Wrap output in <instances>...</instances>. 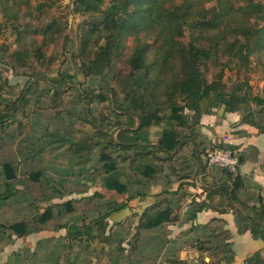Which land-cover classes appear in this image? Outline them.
Listing matches in <instances>:
<instances>
[{"label": "trees", "instance_id": "trees-1", "mask_svg": "<svg viewBox=\"0 0 264 264\" xmlns=\"http://www.w3.org/2000/svg\"><path fill=\"white\" fill-rule=\"evenodd\" d=\"M61 1L0 0L3 21L12 27L20 44V48L3 61L11 57V68L15 70L19 66L28 77L19 100L2 106L0 99V125L14 117L21 110L19 103L26 105L28 94L38 87H42L37 96L40 102L47 93H52L50 109L65 104V97L72 98L76 104L90 96L109 100L111 111L117 116L116 135L99 129L95 137L72 140L70 136L67 150L87 160L102 162L107 173L103 185L119 193L129 190L128 184L116 173L119 158L134 166L137 174L159 173L164 162L196 141L201 116L217 108L225 106L226 112H241L244 122L256 124L264 132V125L256 120L259 115L264 121V90L261 94L253 93L249 81H242L231 90L225 80L226 70H237V75H248L250 71L264 74V0H243L245 4L239 5V0H77L76 11L88 16L76 55L81 58L79 69L85 77L114 72L112 80L117 84L110 92L96 94L91 89H83L69 71L51 74L50 66L56 59L47 54L45 47L53 35L59 36L63 30L61 19L45 22L44 16ZM187 29L195 36L185 43L180 38ZM126 50L130 53L126 54ZM221 56L228 59L216 77L208 80L204 71H208L211 64L217 65ZM120 59L130 70L126 75L118 69ZM141 70L145 84L131 85V79ZM119 92L125 93L123 100ZM25 125L19 124L21 131ZM156 128L161 131L158 135L154 134ZM66 132L71 134L65 128L60 132L62 138ZM217 145L231 148L224 143ZM222 170L231 176L236 173ZM232 178V186L212 187L207 196L212 199L220 191L237 199L240 180L238 176ZM138 195L145 199L148 194L132 193L121 202L108 200L105 211H100L88 223L78 224L74 220L65 223L62 227L67 229L66 251L72 250L76 240L104 235L111 216L126 209ZM6 197L7 192L0 195V200ZM58 205L74 209L71 201ZM241 205L247 209V203L241 202ZM51 215V209L47 208L35 219L47 221ZM164 215L150 217L146 213L143 218L148 220V225L156 226ZM249 215L248 229L253 238L264 240V205L250 207ZM198 245L204 248L199 241ZM221 250L227 255L231 253L228 244ZM221 262L222 259L216 263ZM243 264H264L263 250L248 256Z\"/></svg>", "mask_w": 264, "mask_h": 264}, {"label": "crops", "instance_id": "crops-1", "mask_svg": "<svg viewBox=\"0 0 264 264\" xmlns=\"http://www.w3.org/2000/svg\"><path fill=\"white\" fill-rule=\"evenodd\" d=\"M19 113L25 116L19 111L0 125V195L7 192V197L0 200V264H64L65 257L67 264H198L206 254L216 262L222 259L219 264H243L254 252L263 250L264 253V240L254 239L248 229L250 207L264 205V132L256 124L244 122L241 112L219 110L203 114L197 126L196 141L164 162L159 173L137 174L134 166L119 158L116 173L128 184L129 190L127 193L111 190L121 196L115 200L126 201L129 194L139 192H146L147 197L142 199L138 195L132 199L126 209L111 216L104 235L74 241L68 254H64L67 239L66 232L62 231L67 222L56 224L63 211V206L58 205L61 202L49 200L45 207V195L35 200L19 198L27 187L41 189L43 180L48 178L58 177L57 181L63 185L60 176L45 168V159L42 158V165L37 163L40 155L37 140L46 133L43 110L31 114L22 131L19 124L23 120L18 118ZM256 120L264 125L260 117ZM39 123L40 128L35 130ZM48 127L50 131L53 126ZM59 129L60 126L54 128V133ZM155 134L158 135L157 131ZM217 143L230 146L240 156L238 171L232 176L207 163V155ZM83 159L93 167L84 168L77 175L80 178L76 176L73 182L68 180V185L79 188L70 189V195H83L93 187L110 190L103 185L107 175L103 163L98 159L97 162ZM237 176L240 180L237 199L220 191L212 199L207 196L212 187L232 186V177ZM82 179L91 181L84 183ZM104 193L95 190L92 195L81 196L86 200L99 199L96 209L84 208L83 219L74 221L88 223L84 221L88 211L95 210L97 216L106 209V202L114 198L108 199ZM76 199L66 201H71L74 208L69 211L75 210ZM241 202L247 203V209ZM47 208L51 209V218L36 220ZM146 213L150 217L159 213L165 215L159 225L150 226L143 218ZM135 233L137 237L132 239ZM198 241L203 249L199 248ZM226 244L231 250L229 255L221 250ZM215 256L218 257L215 259Z\"/></svg>", "mask_w": 264, "mask_h": 264}, {"label": "rangeland", "instance_id": "rangeland-1", "mask_svg": "<svg viewBox=\"0 0 264 264\" xmlns=\"http://www.w3.org/2000/svg\"><path fill=\"white\" fill-rule=\"evenodd\" d=\"M245 2L246 1L239 0L237 4H245ZM76 7L77 0H62L58 6L45 13V22L61 19L63 30L62 34L59 36L53 35V39L48 40L49 42L45 47L47 54L53 55L56 59L55 63L50 66L51 74L56 75L58 72H60V70H66L71 72V74H74L75 80L81 85L83 89H87L89 91L91 89L95 92V94L99 92H110L111 88L117 85L115 79L112 80L114 72H110L101 76L85 77L79 69L81 58L78 59L76 55L79 52V46L83 38V31L85 30L84 22L86 19H88V16L82 12H77ZM256 15H254L255 18ZM3 19V14L0 12V99L2 106L6 103H13L15 100H19L20 96L22 95V90L26 85V81L28 80V77L22 74V70L19 66L15 70L11 68V57L6 61H3V58L7 57L8 55L11 56L15 50L20 48V44L18 41H16V35L12 33V27L6 24ZM36 24L38 23H35V25ZM192 35L195 36V33L187 29L184 36L180 38V41L187 43L192 38ZM36 37H38L39 40L42 39L41 36ZM125 53L129 54L130 52L126 50ZM227 59V56H221V61L217 65L211 64L210 69L208 71H204V76L208 80H213L218 72L223 68V64H225ZM255 62L256 55L253 56L252 63L254 64ZM118 69L123 75L128 74L130 71L125 65L123 59H120L118 63ZM237 74V70H226L225 80L229 86V89L232 90L236 88V86L241 84L242 81H249V83L252 85L253 93L261 94L263 92L264 74L262 72L250 71L248 75L246 73H241L240 75ZM43 75L45 74L43 73ZM49 76L52 75L49 74ZM132 83L145 84L143 70L136 73L134 78L131 79V85ZM43 86L46 87L45 84ZM41 92L42 87L34 88L33 91L28 94V96L26 94L29 102H27L26 105H23L20 102L19 104L21 105L19 107L21 112L28 113L29 115L42 109L43 113L45 114L44 118L48 120L51 119V121L49 120L46 122L42 117V123L45 126L46 133L39 140H37L40 149V155L37 158V163L40 166L43 162L42 158L45 159V168L51 169L58 176H60L63 185L57 181L56 178L58 177H55L54 179H46L47 176H45L44 179L46 180H43V186L41 189L37 186L31 188L27 187L19 198L23 200H26V198L32 200L34 198L35 200L36 197L40 196L42 199V195H45L46 199L44 200V206L47 207L49 200L51 201L54 199L57 202L63 203L70 198L77 197L76 201L73 203L75 210L69 211L68 206L64 205L62 215L60 219H57L56 224H64L65 222H70L74 219H79V221H81L83 219L82 210H84V208L86 210L96 209L95 203L97 199H99L94 197L92 199L86 200L81 199V196L92 195L95 190H101L105 192L104 196L106 198L108 197V199H116L121 196H119V194L115 191L97 187H93L83 195H79L78 193L70 195V189L79 188L77 185H68V180L73 182L74 179H76V176L80 174L84 168L91 170L93 167L91 162H85L82 156L68 152L67 149L69 146V140H71L70 136H73L71 137L72 140H75V137L82 139L84 136L96 135L95 132L99 129L103 132H106L108 135L113 134L115 136L118 130L117 116L111 111L109 100L104 101L96 97L91 98V96L83 99L78 104H76L72 98L65 97V104H62L61 107L57 109H50L48 106L52 101V93H47V96L43 97V100L40 102L37 100V96ZM119 94L123 100L125 93L119 92ZM219 110L220 108H217L215 112H218ZM223 112L225 113L226 111L224 110ZM257 116L259 118V115ZM28 117V115L22 116L21 113H19L18 116V118L23 120L24 124H26L27 119L30 121V117ZM38 118L39 117H34L35 120H38ZM48 125L50 127L53 126L50 131ZM40 126L41 125L39 123V126L35 127L34 129L36 130L38 127L40 128ZM58 126H60V132L66 128L71 131V134L66 132L65 137L62 138V133L59 131L54 133V128H57ZM159 129H154V132L157 131V133L160 134L161 131ZM97 137L98 136H96V138ZM83 153L84 152H82V154ZM39 159L41 161L40 163L38 161ZM86 172L88 173L89 171ZM86 172L84 171V173ZM82 181L84 183H88L91 180L82 179ZM64 185L65 187H63ZM102 211H105V208L102 209ZM94 212L95 210L93 212L88 211L85 215L84 221L90 222L96 216ZM62 231L67 232V229H62ZM135 237H137L136 233L132 236V239ZM64 254H68L66 248H64ZM217 257L218 256H215V259ZM210 258L211 257L206 254L203 258L199 259L198 264H216V260ZM64 262V264L68 263V259H66V257L64 258Z\"/></svg>", "mask_w": 264, "mask_h": 264}, {"label": "built area", "instance_id": "built-area-1", "mask_svg": "<svg viewBox=\"0 0 264 264\" xmlns=\"http://www.w3.org/2000/svg\"><path fill=\"white\" fill-rule=\"evenodd\" d=\"M207 163L230 172H237L240 164V156L231 148L215 145L207 155Z\"/></svg>", "mask_w": 264, "mask_h": 264}, {"label": "water", "instance_id": "water-1", "mask_svg": "<svg viewBox=\"0 0 264 264\" xmlns=\"http://www.w3.org/2000/svg\"><path fill=\"white\" fill-rule=\"evenodd\" d=\"M224 110H225V106H222V108L220 109V111L223 112Z\"/></svg>", "mask_w": 264, "mask_h": 264}]
</instances>
